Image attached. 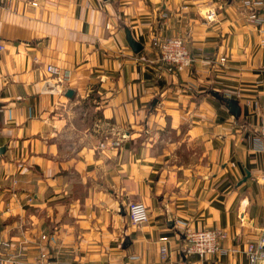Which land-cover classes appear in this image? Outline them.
Wrapping results in <instances>:
<instances>
[{"label": "crops", "instance_id": "obj_1", "mask_svg": "<svg viewBox=\"0 0 264 264\" xmlns=\"http://www.w3.org/2000/svg\"><path fill=\"white\" fill-rule=\"evenodd\" d=\"M245 10L243 0H0V239L10 243L0 264H23L39 244L53 264H162L161 244L180 259L187 232L203 228L237 250L195 264H249L244 247L264 228V149L253 140L264 24ZM156 34L182 36L191 65L160 62ZM47 64L71 70L61 91ZM138 200L148 220L135 226L125 206Z\"/></svg>", "mask_w": 264, "mask_h": 264}, {"label": "built area", "instance_id": "obj_2", "mask_svg": "<svg viewBox=\"0 0 264 264\" xmlns=\"http://www.w3.org/2000/svg\"><path fill=\"white\" fill-rule=\"evenodd\" d=\"M245 7V16L257 26L264 24V0H243ZM213 11H209L206 14V19L211 20ZM155 52H157L158 60L163 64H167L173 67L177 72L188 68L193 62V54L189 51L185 45V41L182 36H160L154 35L151 40ZM0 49H3V45H0ZM223 61L224 58L219 59ZM45 71L48 76L53 79V84L64 88V83L70 78L71 70L63 69L57 65L47 64L45 65ZM109 129L104 132L103 137L96 144L98 149L103 150L105 145L109 141ZM124 132L121 133V138H125ZM254 143L260 150L264 149V113L260 115L256 129L253 134ZM264 180V171H263ZM15 182V179L12 180ZM129 223L135 226L146 222L148 220V211L146 206L141 201H128L125 206ZM225 233L222 230L215 228H203L200 230L189 231L186 234V244L181 249L182 257L180 259H171L168 256L167 247L164 244L159 246V259L162 264H195L192 261L191 256H197L204 258L208 255L217 254H230L235 252L236 248H227L222 244V238ZM45 235L41 236V240H45ZM10 243L6 240L0 239V250L9 247ZM244 254L247 256L249 264H257L264 261V228H262L257 237L246 243L244 247ZM1 259V252H0ZM23 264H53L49 258L45 246L43 244L38 245L37 254L25 260Z\"/></svg>", "mask_w": 264, "mask_h": 264}, {"label": "water", "instance_id": "obj_3", "mask_svg": "<svg viewBox=\"0 0 264 264\" xmlns=\"http://www.w3.org/2000/svg\"><path fill=\"white\" fill-rule=\"evenodd\" d=\"M134 44H136V43L133 42L131 45L133 46ZM71 93H72V91L69 90L65 93V95L67 97H69V96H71ZM223 99L227 102V105L230 109V112L233 113L234 115H236L237 113H236L235 101L233 99H227V98H223ZM3 151H4V147L0 146V153H2Z\"/></svg>", "mask_w": 264, "mask_h": 264}, {"label": "rangeland", "instance_id": "obj_4", "mask_svg": "<svg viewBox=\"0 0 264 264\" xmlns=\"http://www.w3.org/2000/svg\"><path fill=\"white\" fill-rule=\"evenodd\" d=\"M109 129H111V130L114 129V130H115V128H114L113 125L109 126V128H108L106 131H108ZM106 131H105V132H106Z\"/></svg>", "mask_w": 264, "mask_h": 264}]
</instances>
